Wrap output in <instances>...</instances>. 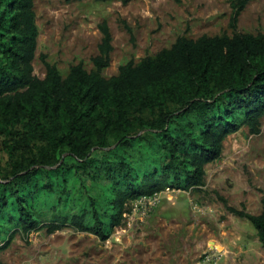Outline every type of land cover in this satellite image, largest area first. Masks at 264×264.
<instances>
[{"label":"trees","instance_id":"1","mask_svg":"<svg viewBox=\"0 0 264 264\" xmlns=\"http://www.w3.org/2000/svg\"><path fill=\"white\" fill-rule=\"evenodd\" d=\"M250 1L232 2L234 30ZM99 30L94 71L80 63L63 77L42 55L39 78L34 0H0V135L9 162L4 174L0 160L2 249L41 228L107 241L133 200L205 187V168L228 135L243 126L261 133L264 35L181 37L105 78L113 37L107 21ZM221 200L264 248V197L258 215Z\"/></svg>","mask_w":264,"mask_h":264},{"label":"rangeland","instance_id":"2","mask_svg":"<svg viewBox=\"0 0 264 264\" xmlns=\"http://www.w3.org/2000/svg\"><path fill=\"white\" fill-rule=\"evenodd\" d=\"M236 0H34L39 30L34 74L45 77L41 56L63 77L82 64L95 70L93 58L101 42L99 25L107 21L114 47L105 78L119 67L138 64L170 49L178 38L232 37L236 33L264 35V0H251L241 12L237 30L231 27ZM125 24L131 28L128 32ZM0 135V160L8 174V155ZM206 186L162 195V203L145 221L127 218L107 241L64 228L15 234L2 249L4 264H203L212 249V264H264L257 231L229 206L258 215L264 197V116L261 133L247 126L228 135L219 160L206 166ZM1 178V177H0ZM170 198V200H169ZM129 209V206H128ZM109 241V242H108Z\"/></svg>","mask_w":264,"mask_h":264},{"label":"built area","instance_id":"3","mask_svg":"<svg viewBox=\"0 0 264 264\" xmlns=\"http://www.w3.org/2000/svg\"><path fill=\"white\" fill-rule=\"evenodd\" d=\"M176 190L167 188L165 191L155 193L153 195H144L133 200L129 209L124 214L125 220L130 218L131 220L145 221L151 215H153L162 203V195L167 194L169 197L172 196ZM170 200V198H169ZM124 220V221H125ZM122 227V226H121ZM109 242V241H108ZM218 250L212 249L211 252L203 260V264H212L218 259Z\"/></svg>","mask_w":264,"mask_h":264}]
</instances>
